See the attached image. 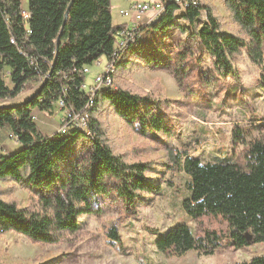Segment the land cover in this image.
<instances>
[{
    "label": "trees",
    "instance_id": "trees-1",
    "mask_svg": "<svg viewBox=\"0 0 264 264\" xmlns=\"http://www.w3.org/2000/svg\"><path fill=\"white\" fill-rule=\"evenodd\" d=\"M224 1L238 32L222 29L211 4L184 3L177 12L174 2H168L158 19L129 34L130 43L115 61V70L139 68L133 60L139 57L149 66L166 68L181 91L197 93L220 79L239 78L232 57L245 49L262 69L264 90V0ZM203 11L207 20L199 26ZM28 12L24 18L20 0H0V131L7 128L22 145L0 154V180H12L29 191L28 204L22 207L16 198H5L0 185V230L23 234L32 242L58 244L80 231L82 215L105 211L106 199L121 217L131 218L138 213L143 193L162 192L161 183L149 176L155 162L114 149L103 111L111 108L142 137L157 138L158 132L171 130L155 110L162 105L158 97L120 83L116 87V71L113 86L91 85L88 102L91 88L85 89L84 68L103 57L114 60L119 31L126 25L114 26L111 0H29ZM149 27L155 31L141 40ZM174 29L186 36H174ZM207 57L210 67L204 66ZM35 81L39 85L31 96L7 101ZM59 100L76 112L84 109L88 119L84 128L58 133L63 137L48 136L33 115L39 110L53 113ZM254 128L259 135L248 141L244 130H233L234 145H243V163L226 157L203 161L166 146L165 168L191 178L185 212L200 222L211 217L220 225L205 227L200 234L186 223L171 227L155 240L164 255L181 256L190 250L212 255L225 245L242 248L264 241V122ZM65 162L67 170L61 168ZM106 235L122 250L117 225L107 227ZM0 264L9 263L0 258ZM233 264H264V253Z\"/></svg>",
    "mask_w": 264,
    "mask_h": 264
},
{
    "label": "rangeland",
    "instance_id": "rangeland-1",
    "mask_svg": "<svg viewBox=\"0 0 264 264\" xmlns=\"http://www.w3.org/2000/svg\"><path fill=\"white\" fill-rule=\"evenodd\" d=\"M200 1L214 6V12L226 33L239 31V27L232 21L224 0ZM20 2L22 11H29V0H20ZM127 2L128 0H111L114 26L131 21L130 16L120 13L121 8L129 7ZM206 20V12L203 11L199 26ZM154 31L153 27H149L141 40ZM172 33L183 38L186 36L177 29ZM201 56L205 58L206 53ZM133 60L141 66L137 69L128 68L125 72L116 70L115 86L120 83L131 91L156 95L162 105L159 109L155 107V110L167 120L170 133L158 132L157 138L139 136L111 108L103 111L102 118L106 121L110 141L117 152L128 151L129 158L136 156L155 162L154 171L149 176L154 182L161 183L162 192L143 193L137 203L138 213L131 218L121 217L113 207V203H110V199H106L109 209L106 208L101 214L82 215L80 231L72 234L68 241L63 243L32 242L23 234L0 230V258L5 262L9 264H233L264 253V241L242 248L225 245L221 252L212 255L190 250L181 256L171 257L164 255L155 245V240L160 234L179 223L190 225L199 234L205 227L216 228L220 225L211 217L204 216L200 222L185 212L183 200L190 196L191 178L184 171L173 172L165 168L163 162L166 161V146H176L184 153L188 152L203 161L226 157L243 163L245 160L240 156L243 145L242 143L233 145V130L234 128L244 130L245 141L259 135L254 126L264 122V90L260 85L261 67L255 64L243 49L240 54L232 57L233 64L239 71V78L220 79L211 85H205L202 92L190 93L180 90L166 68L149 66L139 57H133ZM106 64L107 59L103 57L100 64L93 63L89 66V71L85 73L86 90L95 83L96 76L104 70ZM204 66H211L209 57L205 59ZM6 80L11 84L8 76ZM38 85V81L29 83L22 93L7 101L15 103L23 101L35 92ZM37 112L41 116V118L38 116L37 120L40 127L46 128L49 125L53 136H64L58 134L60 130H56L62 114L59 108L53 113L47 110ZM0 139L5 144L8 142L9 147L14 141L7 128L0 131ZM3 146L5 147L4 144ZM71 152L69 151V154ZM61 168L67 170L69 168L67 162L62 164ZM0 185L5 189V198H16L22 207L28 204L29 191L26 188L9 179L0 180ZM111 225L118 226L123 241L122 250L114 247L106 235V228ZM223 244H227L226 241Z\"/></svg>",
    "mask_w": 264,
    "mask_h": 264
},
{
    "label": "built area",
    "instance_id": "built-area-1",
    "mask_svg": "<svg viewBox=\"0 0 264 264\" xmlns=\"http://www.w3.org/2000/svg\"><path fill=\"white\" fill-rule=\"evenodd\" d=\"M162 3L164 0H155V1H138L130 0V5L126 9H121L120 13L125 16H130L131 21L126 23L125 26L119 31L118 40L115 45V51L120 50V41L123 38L129 36V33H132V28H138V22L145 20L146 17L155 15L157 8H162ZM183 3H191V6L199 5V0H174V5L176 9L183 8ZM24 18L29 17V12H23ZM96 64L101 63V58L95 61ZM86 67L84 71H88ZM105 82V86L112 85V75H111V60L107 62L104 70L96 76L95 83ZM95 87V85L93 86ZM88 102H92V88L90 92V97ZM58 107L61 110V118L59 119V127L57 130H61V124L74 123V122H84V109L80 112H76L73 109L65 106L63 100L58 101ZM86 108V106H85ZM33 119L38 120V115H33ZM88 130V129H87ZM6 152L5 147L0 143V154Z\"/></svg>",
    "mask_w": 264,
    "mask_h": 264
},
{
    "label": "bare ground",
    "instance_id": "bare-ground-1",
    "mask_svg": "<svg viewBox=\"0 0 264 264\" xmlns=\"http://www.w3.org/2000/svg\"><path fill=\"white\" fill-rule=\"evenodd\" d=\"M168 2H174V0H164V3H162V8H157V11H155V15H153V17L151 18H146L147 20H142V21H139L138 22V27L142 24V23H145V24H149L151 21L153 20H156L159 18V16L161 15V13L164 11L165 7H166V4ZM183 8H184V3H183ZM183 8H179L177 9V12H181L183 10ZM132 31H137V28H132ZM130 34V33H129ZM130 40L131 38L128 36L126 38H123L122 41H120V50H118V53L116 55V57L114 58L113 61H111V75L113 72H115V61L116 60H121L122 59V53L121 51L125 48L128 47L129 43H130ZM105 87V82H98V83H95V88L98 89V88H103ZM87 119H88V114L84 112V122H74V123H67V124H62L61 126V130H60V133H67L68 130L72 127H82L84 128L85 125H86V122H87Z\"/></svg>",
    "mask_w": 264,
    "mask_h": 264
},
{
    "label": "crops",
    "instance_id": "crops-1",
    "mask_svg": "<svg viewBox=\"0 0 264 264\" xmlns=\"http://www.w3.org/2000/svg\"><path fill=\"white\" fill-rule=\"evenodd\" d=\"M138 1H151V0H138ZM127 4L128 5H130V0H128V2H127ZM122 9V8H121ZM120 9V10H121ZM152 17H153V15H152ZM146 18H148V17H146ZM149 19V18H148ZM39 118H41V116L39 115ZM40 127V126H39ZM51 126H49L48 125V127H46V128H42V127H40V129L45 133V134H47L48 136H52V134H53V131H51ZM57 130V129H56ZM55 130V131H56ZM12 138V137H11ZM13 139V138H12ZM14 140V139H13ZM233 141V140H232ZM2 142V141H1ZM4 145H5V149H6V152L5 153H3V154H9L10 152H12V151H15V150H18V149H20L21 147H22V145L19 143V142H17V141H13V144H11L10 145V147L7 145V143L5 144V142H2ZM233 145H234V143H233ZM216 159H218V157L216 158ZM12 233V232H11ZM231 247V246H230ZM196 251V250H195ZM222 250H220V252H221Z\"/></svg>",
    "mask_w": 264,
    "mask_h": 264
},
{
    "label": "water",
    "instance_id": "water-1",
    "mask_svg": "<svg viewBox=\"0 0 264 264\" xmlns=\"http://www.w3.org/2000/svg\"><path fill=\"white\" fill-rule=\"evenodd\" d=\"M67 15H68V13H67ZM67 19V18H66Z\"/></svg>",
    "mask_w": 264,
    "mask_h": 264
}]
</instances>
